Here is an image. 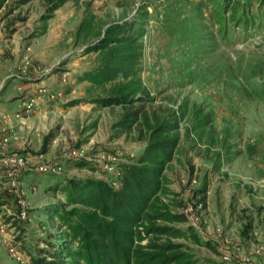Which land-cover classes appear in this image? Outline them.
Instances as JSON below:
<instances>
[{"label": "rangeland", "instance_id": "1", "mask_svg": "<svg viewBox=\"0 0 264 264\" xmlns=\"http://www.w3.org/2000/svg\"><path fill=\"white\" fill-rule=\"evenodd\" d=\"M16 1L4 0L0 7V106L18 129L13 144H24L32 164L61 168L55 176L22 173V185L33 188L26 193L29 221L15 226L24 261L29 264L40 250L52 252L47 243L61 244L63 230L50 210H68L60 189L65 181L112 183L95 167L76 169L65 160L84 159L115 177L144 147L136 126L112 128L122 108L85 103L86 85L76 81L94 62V54L71 43L88 5L104 23L143 13L139 76L151 101L132 108L164 117L182 104L188 111L163 169L168 193L162 200L179 204L169 206L175 213L201 200L204 223L196 234L214 251L186 243L189 252L212 264H264V255L254 254L256 235L264 237V0H219L218 7L207 0H76L57 9L43 31L39 18L46 6L30 0L14 7ZM40 89L58 96L23 114L20 100ZM193 107L210 118L200 140L188 131ZM49 133L47 151L40 154ZM217 153L220 167L214 172ZM0 264H14L1 249Z\"/></svg>", "mask_w": 264, "mask_h": 264}, {"label": "trees", "instance_id": "2", "mask_svg": "<svg viewBox=\"0 0 264 264\" xmlns=\"http://www.w3.org/2000/svg\"><path fill=\"white\" fill-rule=\"evenodd\" d=\"M29 1L17 0L14 7ZM40 1L46 6V14L39 18L42 31L57 9L66 2H76ZM218 1L207 0L214 7L219 6ZM3 2L0 0V7ZM135 17L104 23L85 5L71 43L81 47L83 54H94L91 69L76 77L78 83H87L85 93L89 99L85 103L98 109L122 108L123 113L112 128L120 132L136 126L144 147L129 164L118 167L115 177L84 159L65 160L76 169L92 171L95 167L114 185L91 179L65 181L60 189L68 210L59 205L50 210L63 230L61 244L47 243L52 252L40 250L29 264H212L196 258L186 246L190 243L214 251L211 242L200 240L191 227L185 226L182 214L170 211L169 206L179 204L170 201L168 205L162 200L168 193L163 169L177 146V124L188 113L185 105L175 112L165 111L166 117L148 116L132 108L143 100L151 101L139 76L144 16L141 13ZM188 122V131L200 140L210 118L200 107H193ZM51 138L49 133L42 139L40 154L47 151ZM215 158L214 172L220 167L218 153ZM200 191L204 193V188Z\"/></svg>", "mask_w": 264, "mask_h": 264}, {"label": "built area", "instance_id": "3", "mask_svg": "<svg viewBox=\"0 0 264 264\" xmlns=\"http://www.w3.org/2000/svg\"><path fill=\"white\" fill-rule=\"evenodd\" d=\"M56 96L58 94L40 89L37 91L36 97H31L21 104L22 113H31L36 107L38 98L45 97L46 100L52 101ZM13 124L8 116L0 117V249L14 264H27L23 255L18 252L17 243L15 242L17 236L15 226L29 221L26 193L29 190H33L29 186L26 188L22 185V173L35 172L42 175H51L59 172L61 168L53 164L40 163L34 165L30 158L27 157V153H22L24 152L23 148H13V143L17 141ZM111 185L113 186L114 183H111ZM203 211L202 202L191 201L184 204L180 214L186 219L185 226H189L195 232H199L200 224L204 223V219L201 216ZM256 240L259 245L254 254L263 256L264 247L262 241L264 237L262 232H258Z\"/></svg>", "mask_w": 264, "mask_h": 264}, {"label": "crops", "instance_id": "4", "mask_svg": "<svg viewBox=\"0 0 264 264\" xmlns=\"http://www.w3.org/2000/svg\"><path fill=\"white\" fill-rule=\"evenodd\" d=\"M86 71H87V70H85L84 72H86ZM82 73H83V72H82ZM82 73H81V74H82ZM79 75H80V74H79ZM79 75H78V76H79ZM81 83H84V84L86 85V88H87V83H85V82H81ZM86 88H85V90H86ZM85 94H86V93H85ZM25 95L28 96V95H30V94H29V92H26ZM31 95H32V94H31ZM26 96H25L23 99L20 100V103H19L20 106H21L22 103L26 102L27 99H29V98L32 97V96H30V97H26ZM10 97H11V98H13V97H17V98H19L20 95H18V96H17V95H12V96H10ZM33 97H36V95L33 96ZM43 98H45V97H40V98H38V99L36 100V107H35V110H38V106L41 105V103L43 104V102H42V99H43ZM6 99H9V98H6ZM6 99H5V101H6ZM45 102H47V101H45ZM4 111H6V110H5L4 106L1 105V106H0V117L4 116V115L6 114ZM14 125H15V124H14ZM15 127H16V125H15ZM15 131L18 133V129H17V127H16V130H15ZM23 145H24V144H22V142L20 141V142H18L17 144H13L12 147L15 148V149H21V148H23Z\"/></svg>", "mask_w": 264, "mask_h": 264}]
</instances>
